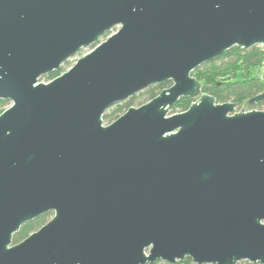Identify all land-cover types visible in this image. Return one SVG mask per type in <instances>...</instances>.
<instances>
[{
	"label": "water",
	"instance_id": "95a60500",
	"mask_svg": "<svg viewBox=\"0 0 264 264\" xmlns=\"http://www.w3.org/2000/svg\"><path fill=\"white\" fill-rule=\"evenodd\" d=\"M253 46L264 0H0V264H264V110L192 76Z\"/></svg>",
	"mask_w": 264,
	"mask_h": 264
},
{
	"label": "trees",
	"instance_id": "16d2710c",
	"mask_svg": "<svg viewBox=\"0 0 264 264\" xmlns=\"http://www.w3.org/2000/svg\"><path fill=\"white\" fill-rule=\"evenodd\" d=\"M264 62V46H253L247 49L232 47L216 59L203 64L192 71L200 83L201 92L207 93L215 98L217 103L235 102L239 108L245 106L251 109L264 110V102L258 101L253 105H248L249 98L264 91V76H256L252 73V68ZM65 64H68L66 61ZM64 71L61 66L59 70L44 75L46 81L53 79ZM169 86V82L154 84L144 88L132 97L123 102L114 104L103 114V122L109 123L124 113L130 106L141 105L155 97L163 88ZM191 100L180 98L173 108L174 112L185 111ZM7 105L6 101H0V113ZM51 213H46L38 218L27 222L13 235V243H17L37 230L47 222ZM153 264H168L161 261ZM175 264H194L191 259ZM238 264H250L247 261Z\"/></svg>",
	"mask_w": 264,
	"mask_h": 264
},
{
	"label": "rangeland",
	"instance_id": "374dc122",
	"mask_svg": "<svg viewBox=\"0 0 264 264\" xmlns=\"http://www.w3.org/2000/svg\"><path fill=\"white\" fill-rule=\"evenodd\" d=\"M116 29H117V28H114L111 32H109V34H110V33H113L114 31H116ZM109 34H107V35H109ZM107 35H106V36H107ZM106 36H104L100 41L104 40V39L106 38ZM100 41H98V42H100ZM98 42H97V43H98ZM92 47H93V46H90V47H88V48H86V49H83V50H81L78 54H76L75 56H73V57H71L70 59H68V60H67L68 64H65V62H66V61H65V62L63 63V65H61V66L64 67V71H66L68 68H70V67L75 63V61H76L79 57H81L82 55H84L85 53H87ZM251 70H252V73H253L254 75H256V76H264V62H263L261 65L252 68ZM64 71H63V72H64ZM39 81H40V82H48V81H46L45 78H43V76L39 78ZM143 103H145V102H143ZM143 103H142V104H143ZM134 106L136 107V106H139V105H134ZM242 107H243V106H242ZM242 107H241V108H242ZM241 108H239V107L237 106V107H236V110L239 111ZM244 108H245L246 110H250V109H251V108L248 107V106H245ZM257 110H258V109H257ZM172 113H176V112H174L173 110H171L169 114H172ZM109 123H110V122H109ZM106 124H108V123L104 122V125H106ZM51 216H52V214L48 217V220L51 218ZM48 220H47V221H48ZM240 262H243V261H240ZM237 264H238V263H237Z\"/></svg>",
	"mask_w": 264,
	"mask_h": 264
},
{
	"label": "flooded vegetation",
	"instance_id": "af4514ba",
	"mask_svg": "<svg viewBox=\"0 0 264 264\" xmlns=\"http://www.w3.org/2000/svg\"><path fill=\"white\" fill-rule=\"evenodd\" d=\"M165 83H166V82H165ZM169 85H170V82H169ZM167 87H168V86H167ZM165 88H166V87H165ZM0 101H6V102H7V105L4 107V109H5V108L8 106V104H9V102H8L7 100L0 99ZM4 109H3V110H4ZM3 110H2V111H3Z\"/></svg>",
	"mask_w": 264,
	"mask_h": 264
}]
</instances>
